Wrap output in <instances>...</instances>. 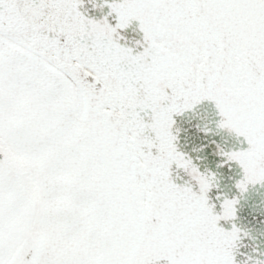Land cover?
<instances>
[{"label":"snow or ice","instance_id":"6c2138e0","mask_svg":"<svg viewBox=\"0 0 264 264\" xmlns=\"http://www.w3.org/2000/svg\"><path fill=\"white\" fill-rule=\"evenodd\" d=\"M261 237L264 0H0V264H264Z\"/></svg>","mask_w":264,"mask_h":264},{"label":"water","instance_id":"95a60500","mask_svg":"<svg viewBox=\"0 0 264 264\" xmlns=\"http://www.w3.org/2000/svg\"><path fill=\"white\" fill-rule=\"evenodd\" d=\"M255 235V233H253ZM261 241H264V237L259 238ZM261 250H264V243H261ZM240 259V257H238Z\"/></svg>","mask_w":264,"mask_h":264}]
</instances>
